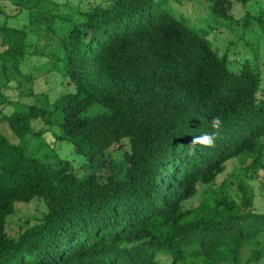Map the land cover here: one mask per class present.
Instances as JSON below:
<instances>
[{
    "label": "trees",
    "instance_id": "16d2710c",
    "mask_svg": "<svg viewBox=\"0 0 264 264\" xmlns=\"http://www.w3.org/2000/svg\"><path fill=\"white\" fill-rule=\"evenodd\" d=\"M42 1L0 0L2 73L20 71L32 57L46 59L29 34H55L51 22L8 23L17 6L33 2L26 8L54 13L65 4L45 0L51 4L43 8ZM205 1L256 47L233 69L208 30L174 14L168 0L78 3V21L55 40L52 58L72 89L48 107L20 101L0 112V264L264 259V7L253 10L256 0H235L238 17L231 12L233 0ZM21 76L0 83V105L13 103L5 91L20 87L19 79L11 81ZM94 103L104 110L87 114ZM214 116L222 120L215 146H197L189 155L193 136L214 131ZM47 131L69 142L86 163L28 153L23 138ZM111 147V171L98 173ZM234 160L238 182L231 189L225 175L215 179ZM250 180L259 182L261 211L246 188ZM201 189L207 198L182 209V201ZM34 197L46 210L10 234L7 217L16 203Z\"/></svg>",
    "mask_w": 264,
    "mask_h": 264
},
{
    "label": "rangeland",
    "instance_id": "374dc122",
    "mask_svg": "<svg viewBox=\"0 0 264 264\" xmlns=\"http://www.w3.org/2000/svg\"><path fill=\"white\" fill-rule=\"evenodd\" d=\"M49 1V0H48ZM65 3L62 8H57L51 12L46 9L26 8L33 2H30L24 8L17 6L15 13H13L8 20L11 25L27 22V19H36V23L48 21L51 22L55 28V34L46 33L44 31L30 32L29 40L34 43L37 42L40 51L46 52L45 60H36L31 58L28 62L22 64L21 70H13L7 74L2 73L0 68V83L8 79L7 77L22 75L16 80H12L11 84H14L18 79L21 82V86L18 88L12 87L6 89L5 93L10 100L11 104H1L0 112L8 113L12 111L17 105H20V101L25 104H38L48 107L51 101L60 93L66 90L72 89V84L66 80L62 75L59 66L52 60L56 48L53 47L56 44V39L59 38L63 32H66L74 23L78 21V14L76 12V6L81 0H52ZM50 2V1H49ZM49 2H39V6L43 8H49ZM170 8L174 14H183L187 16L192 23L196 26H203L209 32L211 37H214L215 44L217 45L219 52H226L228 58L231 60L229 63L230 68H235L236 65L246 56H251L256 47L252 44L245 43L240 37V30L237 26L230 24L229 22L214 16L208 8L205 0H168ZM257 4L264 7V0H256L251 7L253 10L257 9ZM24 6V5H23ZM26 12V13H25ZM234 16H241L242 10L237 1L233 0V7L231 10ZM36 33V34H35ZM51 49V50H50ZM263 51V48L260 49ZM45 56V55H44ZM43 56V58H45ZM10 71V69H9ZM104 108L98 103L92 104L87 110V114H94ZM23 143L27 146L28 153L36 157H42L45 154H52L53 158H64L71 161L75 166L86 163L85 158L73 152L72 146L69 142H58L55 136L50 132H44L40 136L26 135L23 138ZM113 147H111L100 159V163L96 168L98 173H107L111 171V161ZM116 159V158H115ZM238 161H229L226 164L225 170L218 174L215 182L221 181L224 177V181L227 186L233 189L237 186L238 182ZM246 188L249 191L254 192L255 201L259 200V182L255 180L246 181ZM219 187L214 191H218ZM221 193H216L215 196ZM207 198L206 193L203 190H199L196 194L184 199L181 203V208L186 209L195 206L201 199ZM258 211L263 208V202H256ZM46 210V205L42 198L34 197L27 203H16V209L7 217L6 228L7 231L16 235L20 226L26 223V220H37L43 212ZM264 264V259L258 263Z\"/></svg>",
    "mask_w": 264,
    "mask_h": 264
},
{
    "label": "clouds",
    "instance_id": "9594fccd",
    "mask_svg": "<svg viewBox=\"0 0 264 264\" xmlns=\"http://www.w3.org/2000/svg\"><path fill=\"white\" fill-rule=\"evenodd\" d=\"M211 127L214 131L211 133L205 132L201 135L193 136L188 144V154L194 155L197 146L203 148H210L215 146L216 139L220 136V130L222 128V120L220 116H214L211 120Z\"/></svg>",
    "mask_w": 264,
    "mask_h": 264
}]
</instances>
